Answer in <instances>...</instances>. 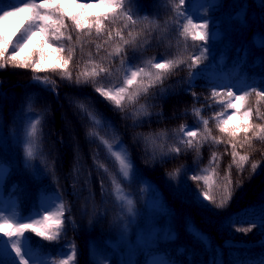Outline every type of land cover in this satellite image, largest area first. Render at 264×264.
Instances as JSON below:
<instances>
[{"label":"trees","instance_id":"trees-1","mask_svg":"<svg viewBox=\"0 0 264 264\" xmlns=\"http://www.w3.org/2000/svg\"><path fill=\"white\" fill-rule=\"evenodd\" d=\"M208 1L212 3L206 11L195 12L194 0H186L187 11L194 20L207 18L210 29L221 33L223 39L210 42V69L201 73L190 87L186 64L190 63V56L198 53L199 49L194 47V43L199 42L189 38L185 48L178 28L171 23L175 16L171 4L166 0H133V18L138 21L143 16L157 19L160 28L151 35L142 33L136 46L124 45L127 62L144 66L146 60L155 58L154 62L183 59L185 64H180L167 74L162 85L150 88L147 94H141L134 104L129 105L126 98L123 102L127 105L125 111H120L101 97L91 83L77 85L74 82L76 75L85 67L91 70L89 60L112 69L111 77L102 74L98 82H104L106 86L122 82L125 73L120 60L124 54H108L114 51L117 44H123L115 36L114 30L123 28L126 23L124 20L109 25L113 29L112 40H108L107 32L97 37L94 30L91 36H85L75 31L70 21H66L73 36L72 44L76 46L75 55L69 64L73 81L62 80L59 72L38 73L55 80L58 95L39 85L30 69H0V163L7 169V174L0 181V208L4 209L13 202L15 210L28 217L35 215L45 197L56 198L57 194L62 197L67 210L61 241H42L29 234L37 249L42 250L50 260L66 258L64 253L75 244V264H150L155 254H161L172 264H261L264 261V224L259 225L264 220V141L253 139L251 147L245 144L241 148L240 143L244 141L242 131L234 141L238 152L251 157L249 164L259 161L260 166L256 175H251L248 166L243 174H238L236 168H232L234 193L225 209H218L211 201L202 200L198 193L205 189V185L202 181L191 179V176L200 174L201 169L209 166L213 153L220 157L217 171L221 179L232 162V149L228 143L230 138L219 131L213 119L217 112L224 109L211 99V91L214 87L222 90L225 85L245 88L264 84V65L258 59L264 56V49L254 44L264 36V3L262 0ZM3 2L10 4L15 3V0ZM12 23L14 20L7 22L6 26ZM105 23L108 24V21ZM143 27L141 23L135 26L129 23L128 28L123 29L125 39H130L129 30L136 35ZM78 35L83 50L77 42ZM59 44H64L65 52L57 53L46 48L45 64L54 63L60 55H68L69 43L53 42L54 47ZM97 44L102 45L99 52ZM242 45L249 49L250 55L242 67L234 70L238 60L236 49ZM221 58H224L223 63ZM194 71L198 72L199 68ZM193 92L195 97L191 94ZM82 100L93 106L96 114L108 123L101 134H106L110 140L118 138L130 155L133 176L128 180L120 178L125 193L133 181L150 182L173 213V220L169 224L171 232L161 233L151 245L136 250L133 258H126L124 263L107 243L129 232L134 225L137 209L133 205V211L129 214L126 206L116 201L109 174L94 163V160L102 162L109 173L118 176L117 167L104 147L88 135L93 125L87 115L75 106V101ZM32 104L35 105L32 107ZM141 105L145 106L148 114L137 118L133 112ZM247 107L253 108V124L264 123L255 112L254 94L241 112ZM259 107L260 112L264 113V101L260 102ZM193 109H201L200 115L209 120L212 136L223 141L203 142L202 146L198 145V156L195 149H184L179 144L183 138L179 132L181 125L198 131L197 139L206 135ZM232 111L227 110L221 119ZM35 118L42 121L39 126V149L36 157L28 163L24 154L25 136L29 122ZM236 122L243 125L244 117L237 116ZM159 133H165L166 137L157 138ZM146 137L155 139L156 145L162 144L166 154L158 150L154 154L153 147L146 143ZM169 146H181L182 151L179 154H167ZM178 168L182 169L179 175H169ZM221 179L217 182L220 183ZM237 181L241 182V187L236 186ZM220 193L221 190L214 187L212 194L217 200ZM250 221L257 222V227L251 232L244 234L234 230L236 227L249 226ZM200 233L210 238V245L206 246L197 239ZM170 234H175V237L170 238ZM9 259L7 255L0 254V264H8Z\"/></svg>","mask_w":264,"mask_h":264},{"label":"snow or ice","instance_id":"snow-or-ice-1","mask_svg":"<svg viewBox=\"0 0 264 264\" xmlns=\"http://www.w3.org/2000/svg\"><path fill=\"white\" fill-rule=\"evenodd\" d=\"M166 2L171 4V10L175 16L171 23L178 28L179 35L185 41V48L189 38L193 42H199L194 43V47L199 49L198 53L190 56V63L186 64L189 70V86L191 87L201 73L210 69V64L208 63L210 42L223 39V37L221 33L210 29V22L207 18L201 17L199 20H194V17L187 11L186 0H178V2L177 0H166ZM262 3H264V0H262ZM132 7L133 0H88V2H83V0H20L18 4H4L3 0H0V69L6 67L30 69L34 73L33 79L39 85L43 86L45 90L58 95L55 80L49 76H40L38 73L59 72L62 80L73 81V73L69 71V64L75 55L76 46L72 44L73 36L66 21H70L72 28L85 36H91L94 30L97 37L107 32L108 40H112L113 29L109 25L115 24L118 20H124L126 23H124L123 28L114 30L115 36L119 37L123 44H117L114 51L108 54L109 56L113 54L121 56L122 53L124 54L120 60L125 73L122 82L119 85L109 83L107 86L104 82H98V78L102 74L106 77H111L112 69L92 60L88 61L92 65L91 70L85 67L83 71L76 75L74 82L77 85L91 83L94 91L101 97L120 109V111H125L127 105L123 102L126 98L129 105L134 104L141 94H147L150 88L162 85L167 74L178 68L180 64H185L183 59H165L162 62H154L155 58L146 60L144 66H134L127 62V53L124 45L136 46L138 37L142 33L151 35L152 32L160 28V23L157 19H149L148 16L141 17L139 21L134 19ZM237 19H241V17H237ZM13 20L14 23L6 26L7 22ZM105 21H108V24ZM129 23L134 26L141 23L144 27L136 35H133L132 31L129 30L128 36L130 39H125L123 29L128 28ZM167 23L168 21L165 22V24ZM76 39L79 47L83 50L80 35ZM34 41H36L35 47L26 52ZM61 41L69 43L68 55H60L59 59L54 63L45 64L46 48L52 49L53 52L57 53L65 52L64 44L53 46V42ZM254 44L256 47L264 49V36L255 41ZM101 47L102 45L100 44L96 45L97 52H99ZM236 51L238 60L234 70L242 67L250 55L249 49L243 45L237 48ZM89 56H91V53H89ZM258 59L261 65H264V56L258 57ZM197 68H199V71H194ZM130 88L132 89L131 91L129 90ZM262 88H264V84L260 86L248 85L245 88L225 85L222 90L214 87L211 91V99L222 105L224 109V111L217 112L213 119L216 120V126L219 131L227 134L230 138L228 143L232 149V162L227 166L221 179L217 171L220 157L217 153H213L209 166L201 169L200 174L191 176V179L203 182L205 189L198 193L199 197L204 201H211L218 209H225L231 202L234 193L231 175L232 168L235 167L238 174H243L245 167L248 166L251 170V175H256L260 166L259 161H252L249 164L251 157L248 154L242 155L238 152L237 143L234 141L241 131L244 133V141L240 143L241 148L245 144L251 147L253 139L264 141V123L253 124L251 122L253 108L247 107L245 111L241 112V109L245 108L249 98L254 94L256 97L255 112L259 119L264 120V113L260 112L259 107L260 102L264 101V90H261ZM191 94L195 97L194 92ZM77 107L87 115L93 125L88 135L104 147L117 167L118 176L109 173V169L102 162L94 160V163L99 169L109 174L116 201L122 206H126L127 212L131 214L134 202L125 193L120 179L128 180L133 176V165L126 147L118 138L113 137L110 140L106 135L101 134L104 122L96 113L89 110L84 103L78 102ZM229 109L234 111L228 114L226 118L221 119ZM193 113L202 123L206 135H202L201 139H197L198 131L181 125L179 132L183 134V138L179 140V144L184 149H195L198 156V145L202 146L203 142L209 140L213 143H222L223 141L212 136L211 129L208 127L209 120L204 119L200 115L201 109H193ZM142 114H148L147 109L143 105L133 112V115L137 118ZM240 115L244 117L243 125L236 122V117ZM41 123L40 118H35L29 122L26 130L24 154L28 163L36 157L39 149V126ZM250 132L252 133L251 136H249ZM165 137V133L157 134V138ZM145 140L147 144L153 147L154 154L157 150L161 154H166L162 144H155V139L146 137ZM181 151V146H169L167 154H179ZM181 171L182 169L178 168L173 173H169V175H179ZM6 174L7 169L0 163V180ZM218 179H221L220 183L217 182ZM249 179H251V176H249ZM101 186L103 187V184ZM236 186L241 187V182L237 181ZM214 187L221 190L219 200L212 194ZM66 210L65 203L59 194L51 202L45 197L35 215L28 217L19 214L14 207L10 209L0 208V254L10 257L8 264H70V262L75 264L77 255L75 244H72L68 251L64 253L66 258L58 261L50 260L43 254L42 250L37 249V246L33 243L32 235H29L33 234L35 237L41 238L42 241L59 243L64 232ZM262 224H264V220L259 223L260 226ZM256 227L257 222L250 221L249 226L236 227L234 230L247 234ZM197 239L206 246L211 244L210 238L203 233L198 234ZM154 264H170V262L157 261ZM261 264H264V261H261Z\"/></svg>","mask_w":264,"mask_h":264},{"label":"rangeland","instance_id":"rangeland-1","mask_svg":"<svg viewBox=\"0 0 264 264\" xmlns=\"http://www.w3.org/2000/svg\"><path fill=\"white\" fill-rule=\"evenodd\" d=\"M18 3H20V0H15V3L12 4ZM194 4L195 12L206 11L208 6L211 4V1L194 0ZM34 45H36V41L33 42V45H30L29 49H31ZM81 102L84 103L89 110L97 113L94 107H91L85 100H82ZM77 103L78 102L75 101L76 107ZM34 105L35 104H32V107ZM228 113L231 114V112ZM99 118L102 117L99 116ZM102 121L104 122V127H107L108 123L103 119ZM132 183L131 187L127 190V194L133 200L135 208L137 209V216L135 218L134 225L130 227L129 232L126 235H119L115 241H108L107 243V246H109L112 251H116L119 254V256L123 259V263L127 259H132L136 250L151 245L154 240L161 235V233H170L171 230L169 229V224L173 220V213L169 210L166 201L161 198L156 187L152 185V183L149 182L146 184V182L143 181H139L137 183L133 181ZM48 199L49 202H51L56 198ZM12 207H14L13 202H10L4 209H10ZM170 236L173 237L174 235L170 234ZM157 261L165 260L162 259L161 255H157L153 257L150 264H154V262Z\"/></svg>","mask_w":264,"mask_h":264}]
</instances>
